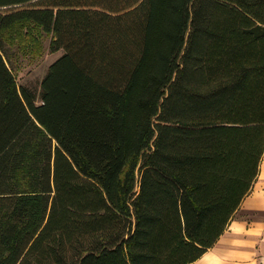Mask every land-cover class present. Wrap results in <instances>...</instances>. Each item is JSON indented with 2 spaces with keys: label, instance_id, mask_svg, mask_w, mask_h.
<instances>
[{
  "label": "trees",
  "instance_id": "16d2710c",
  "mask_svg": "<svg viewBox=\"0 0 264 264\" xmlns=\"http://www.w3.org/2000/svg\"><path fill=\"white\" fill-rule=\"evenodd\" d=\"M263 152L264 0H0V264H191Z\"/></svg>",
  "mask_w": 264,
  "mask_h": 264
},
{
  "label": "crops",
  "instance_id": "0c3cea01",
  "mask_svg": "<svg viewBox=\"0 0 264 264\" xmlns=\"http://www.w3.org/2000/svg\"><path fill=\"white\" fill-rule=\"evenodd\" d=\"M191 264H264V152L258 175L224 233Z\"/></svg>",
  "mask_w": 264,
  "mask_h": 264
},
{
  "label": "rangeland",
  "instance_id": "374dc122",
  "mask_svg": "<svg viewBox=\"0 0 264 264\" xmlns=\"http://www.w3.org/2000/svg\"><path fill=\"white\" fill-rule=\"evenodd\" d=\"M39 42L41 49L38 52H33L29 46L17 47L15 43L7 49L10 58L7 65L14 75L17 87H24L34 92L37 95V104L40 103L38 97L42 79L49 67L64 54L63 50L51 51L50 36H41Z\"/></svg>",
  "mask_w": 264,
  "mask_h": 264
}]
</instances>
